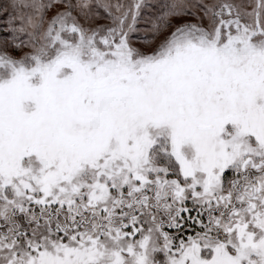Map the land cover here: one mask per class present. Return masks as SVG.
<instances>
[{"label": "snow or ice", "instance_id": "6c2138e0", "mask_svg": "<svg viewBox=\"0 0 264 264\" xmlns=\"http://www.w3.org/2000/svg\"><path fill=\"white\" fill-rule=\"evenodd\" d=\"M0 264H264V0H0Z\"/></svg>", "mask_w": 264, "mask_h": 264}]
</instances>
